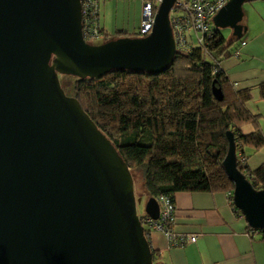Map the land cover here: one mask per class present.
Masks as SVG:
<instances>
[{
    "label": "water",
    "instance_id": "obj_1",
    "mask_svg": "<svg viewBox=\"0 0 264 264\" xmlns=\"http://www.w3.org/2000/svg\"><path fill=\"white\" fill-rule=\"evenodd\" d=\"M175 1L160 0L146 36L90 44L79 0H0V264H152L126 164L58 77L160 74L175 55ZM253 1L227 0L212 26L239 40L242 5ZM211 94L222 98L214 86ZM225 139L231 204L248 228L264 230V190L236 169L232 134ZM143 213L157 219L154 198Z\"/></svg>",
    "mask_w": 264,
    "mask_h": 264
},
{
    "label": "trees",
    "instance_id": "obj_2",
    "mask_svg": "<svg viewBox=\"0 0 264 264\" xmlns=\"http://www.w3.org/2000/svg\"><path fill=\"white\" fill-rule=\"evenodd\" d=\"M102 35L100 30L103 42L124 36ZM236 41L211 27L202 47L175 53L157 75L110 70L100 79L62 76L66 91L114 146L130 174L140 173L147 198L164 196L173 204L179 192L224 193L241 216L231 204L233 186L221 167L226 132L233 137L236 169L255 190H264V162L251 169L244 154L245 149L255 153L264 148V118L248 109L250 90L233 88L218 68ZM212 86L220 89V101L213 98ZM257 95L264 100V83L257 86ZM247 233L264 241V230L253 235L247 228ZM144 236L149 245L145 230ZM150 254L152 264H160L151 249Z\"/></svg>",
    "mask_w": 264,
    "mask_h": 264
},
{
    "label": "crops",
    "instance_id": "obj_3",
    "mask_svg": "<svg viewBox=\"0 0 264 264\" xmlns=\"http://www.w3.org/2000/svg\"><path fill=\"white\" fill-rule=\"evenodd\" d=\"M99 1L98 19L103 35L113 36L120 32L130 37L137 33L144 0ZM248 7L252 28L254 26L257 31L246 41L241 40L238 47L228 51L218 63L233 88L250 90L247 107L250 112L263 117L260 104L264 100L258 98L257 86L264 83V0L250 2ZM247 20L241 22L246 33L251 25ZM251 103L256 104L254 110L250 109ZM245 129L250 131V127ZM263 151L264 148L255 153ZM259 162L249 168L254 169L264 162V158ZM173 204L174 222L170 231L177 235H192L195 241L169 247L160 232L150 231L148 243L160 264H264V241L248 235L245 221L233 212L226 194L179 192L174 194ZM142 215L143 211L139 216Z\"/></svg>",
    "mask_w": 264,
    "mask_h": 264
},
{
    "label": "built area",
    "instance_id": "obj_4",
    "mask_svg": "<svg viewBox=\"0 0 264 264\" xmlns=\"http://www.w3.org/2000/svg\"><path fill=\"white\" fill-rule=\"evenodd\" d=\"M159 2L160 0H144L137 29L138 37L146 36L151 30L155 13L153 7ZM226 2L227 0H176L168 15L175 53H189L194 46L202 47L205 39L211 37L212 17ZM99 3V0H79L81 37L86 43L100 37ZM215 72L216 69L213 68L211 74ZM155 200L158 204V217L156 220L140 218L143 233L144 230L146 234L150 231L160 232L169 247L194 243V236L177 235L170 231L169 227L174 222V205L171 200L164 196ZM259 231L252 230V234L256 235Z\"/></svg>",
    "mask_w": 264,
    "mask_h": 264
},
{
    "label": "rangeland",
    "instance_id": "obj_5",
    "mask_svg": "<svg viewBox=\"0 0 264 264\" xmlns=\"http://www.w3.org/2000/svg\"><path fill=\"white\" fill-rule=\"evenodd\" d=\"M248 4L249 3H244L243 5H242V10H243V18H242V21L241 22H245L246 21V19H248L247 21L248 22H250L251 23V25H248V32L246 33H244L242 36H241V38L238 40V41H236V42H234L231 46H230V48H229V51H232V50H234V49H236L237 47H238V45H239V43H240V41L241 40H247L251 35H252V33L253 32H255V30H256V28H254V26H253V28H252V17H251V13L250 12H248ZM248 16V17H247ZM213 27V26H212ZM257 31V30H256ZM219 32L221 33V35L223 36V37H225L226 39H228L230 36V34H229V30L228 29H219ZM103 42V39H102V37H99V38H97V39H95V40H93V41H91L90 43L91 44H100V43H102ZM58 79H59V83H60V87H61V89L63 90V92H64V94L66 95V96H70V94L66 91V89L64 88V86H63V81H62V76H59L58 77ZM258 104V103H257ZM256 104L255 103H251L250 104V109L251 110H254V106H255ZM261 105V113L264 115V102L263 103H261L260 104ZM264 117V116H263ZM245 131H248V129H245ZM244 154H245V156H248V158H249V160H248V162H247V165L249 166V167H251L252 165H254V164H258V163H260L259 161H261L263 158H264V151L261 153H253L252 151H250V150H248V149H245L244 150ZM253 169V168H252ZM131 175H132V183H133V194H134V201H135V208H136V214L139 216V215H141L142 214V211H143V206H144V203H145V201H146V199H145V194H144V192H143V188H142V180H141V177H140V173L139 172H132L131 173Z\"/></svg>",
    "mask_w": 264,
    "mask_h": 264
}]
</instances>
